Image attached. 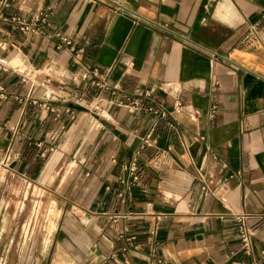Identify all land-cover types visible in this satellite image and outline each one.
Segmentation results:
<instances>
[{
	"label": "crops",
	"instance_id": "0c3cea01",
	"mask_svg": "<svg viewBox=\"0 0 264 264\" xmlns=\"http://www.w3.org/2000/svg\"><path fill=\"white\" fill-rule=\"evenodd\" d=\"M5 1L82 51L0 22V264H264V0ZM12 178L53 198L30 249Z\"/></svg>",
	"mask_w": 264,
	"mask_h": 264
},
{
	"label": "built area",
	"instance_id": "2783aa9c",
	"mask_svg": "<svg viewBox=\"0 0 264 264\" xmlns=\"http://www.w3.org/2000/svg\"><path fill=\"white\" fill-rule=\"evenodd\" d=\"M10 7L9 2L3 0L0 1V22L3 20H6L8 22H11L14 24V26L19 29L20 31L24 33H31V34H37L41 37H46L53 39L56 42V48L60 49L62 47H66L71 52L73 58L78 59L79 55L82 51L81 48H75L73 40L61 33L57 30H49L48 25V15L49 11L47 9H38L34 12H31L29 17L26 18L22 16L21 14H18L16 12H8L5 14V10ZM93 74L96 75V69L93 68ZM95 85L99 87H106V83L103 81L101 82L99 79L95 82ZM136 105V102H133V106ZM180 107L179 104H175L174 111H177V109ZM151 112L158 114L159 117H165L166 111L160 110V109H151L148 108ZM149 138V134L145 136V138L142 139V144L147 143V139ZM138 172H137V165H136V158L133 157L130 161V163L127 166V184L131 185L135 183L138 180ZM250 214L247 213H239L235 214L236 219V226H237V236L240 243V248L242 252L246 255L252 254V237L254 236V229L250 227L246 223V218L249 217Z\"/></svg>",
	"mask_w": 264,
	"mask_h": 264
},
{
	"label": "rangeland",
	"instance_id": "374dc122",
	"mask_svg": "<svg viewBox=\"0 0 264 264\" xmlns=\"http://www.w3.org/2000/svg\"><path fill=\"white\" fill-rule=\"evenodd\" d=\"M8 189L10 192L6 198L7 204L22 208V212L15 215H18V228L21 227L27 234L28 249H30L34 243H40L41 239L46 238L52 226L55 216L52 212L51 200L53 198L47 190L25 184L14 178H12Z\"/></svg>",
	"mask_w": 264,
	"mask_h": 264
}]
</instances>
